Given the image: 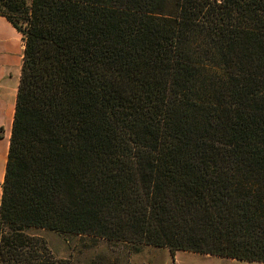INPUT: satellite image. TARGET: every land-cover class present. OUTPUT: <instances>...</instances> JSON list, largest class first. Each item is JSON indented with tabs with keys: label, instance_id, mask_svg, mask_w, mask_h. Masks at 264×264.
<instances>
[{
	"label": "trees",
	"instance_id": "trees-1",
	"mask_svg": "<svg viewBox=\"0 0 264 264\" xmlns=\"http://www.w3.org/2000/svg\"><path fill=\"white\" fill-rule=\"evenodd\" d=\"M22 65L0 264L43 230L264 264V0H0Z\"/></svg>",
	"mask_w": 264,
	"mask_h": 264
},
{
	"label": "rangeland",
	"instance_id": "rangeland-1",
	"mask_svg": "<svg viewBox=\"0 0 264 264\" xmlns=\"http://www.w3.org/2000/svg\"><path fill=\"white\" fill-rule=\"evenodd\" d=\"M29 234L40 236L45 241L53 259L71 264H231L224 258L183 251L170 254L168 249L148 246L136 253L120 242L89 236L61 235L43 230Z\"/></svg>",
	"mask_w": 264,
	"mask_h": 264
},
{
	"label": "crops",
	"instance_id": "crops-1",
	"mask_svg": "<svg viewBox=\"0 0 264 264\" xmlns=\"http://www.w3.org/2000/svg\"><path fill=\"white\" fill-rule=\"evenodd\" d=\"M23 48L21 35L5 18L0 16V196L22 65ZM224 260L229 261L231 264H261L237 262L231 259Z\"/></svg>",
	"mask_w": 264,
	"mask_h": 264
}]
</instances>
